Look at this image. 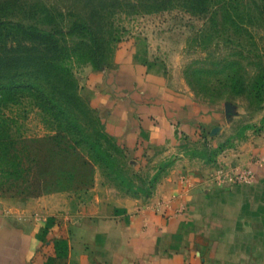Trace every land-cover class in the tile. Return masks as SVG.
I'll list each match as a JSON object with an SVG mask.
<instances>
[{"label": "rangeland", "instance_id": "374dc122", "mask_svg": "<svg viewBox=\"0 0 264 264\" xmlns=\"http://www.w3.org/2000/svg\"><path fill=\"white\" fill-rule=\"evenodd\" d=\"M144 2L0 0V22L64 32L76 53L68 64L78 92L104 131L93 104L94 93L86 82V69H96L81 43L91 40L99 47L103 70L113 66L119 48L145 41L151 59L165 64L169 87L188 94L205 113L221 112L223 128L213 134L200 132L183 143L179 153L160 157L157 153L162 151L156 150L146 159L128 156L108 135L99 144L108 154L109 165L94 162L91 174L80 171L74 189L55 192L60 188L55 187V177L65 166L66 156L59 138L55 140L61 131L29 94L11 95L3 112L11 120L14 149L23 162L19 170L0 164V197L22 202L63 194L72 209L89 215L99 195L144 199L161 180L172 179L183 192L194 182V175L204 174L213 181L214 169L218 183L237 185L235 174L246 168L257 179L259 169L264 168V0H210L203 12L177 1L166 10H152ZM75 26H85L92 33L74 32ZM80 151L88 160L87 152ZM219 170L223 171L222 181ZM102 188L109 192L104 194Z\"/></svg>", "mask_w": 264, "mask_h": 264}, {"label": "crops", "instance_id": "0c3cea01", "mask_svg": "<svg viewBox=\"0 0 264 264\" xmlns=\"http://www.w3.org/2000/svg\"><path fill=\"white\" fill-rule=\"evenodd\" d=\"M150 56L138 40L117 50L110 69H86L106 133L140 159L179 153L224 122L170 88L165 64ZM213 172L183 192L167 179L144 199L99 195L89 215L63 194L0 197V264H264V168L246 185L218 183Z\"/></svg>", "mask_w": 264, "mask_h": 264}, {"label": "trees", "instance_id": "16d2710c", "mask_svg": "<svg viewBox=\"0 0 264 264\" xmlns=\"http://www.w3.org/2000/svg\"><path fill=\"white\" fill-rule=\"evenodd\" d=\"M175 1L198 12L205 11L210 3V0H145L144 3L152 10H166ZM77 29L91 32L85 26H75L72 31ZM81 44L88 61L97 71H103L97 43L91 40ZM75 55L64 32H45L35 26L0 22V164L17 170L23 162L14 149L11 120L4 114L3 105L11 95L29 94L61 131L55 140L59 138L60 142H57L64 146L66 156L63 159L65 166L55 177V187H60L55 192L74 189L82 169L92 173V163L109 165L108 154L99 144L108 134L81 98L77 80L68 64ZM99 126L101 129L97 128ZM80 149L87 152L88 160Z\"/></svg>", "mask_w": 264, "mask_h": 264}, {"label": "built area", "instance_id": "2783aa9c", "mask_svg": "<svg viewBox=\"0 0 264 264\" xmlns=\"http://www.w3.org/2000/svg\"><path fill=\"white\" fill-rule=\"evenodd\" d=\"M222 170H219L218 172V178L221 180L222 177ZM255 172L250 169V168H246L240 172H237L234 176V183L237 185H246V184H250L252 182L255 181ZM219 180V181H220ZM222 181V180H221Z\"/></svg>", "mask_w": 264, "mask_h": 264}]
</instances>
